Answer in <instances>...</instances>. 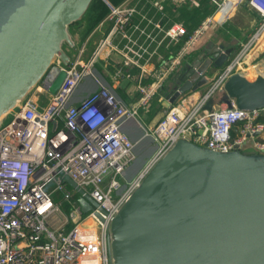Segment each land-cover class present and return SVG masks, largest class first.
<instances>
[{"label": "built area", "instance_id": "built-area-1", "mask_svg": "<svg viewBox=\"0 0 264 264\" xmlns=\"http://www.w3.org/2000/svg\"><path fill=\"white\" fill-rule=\"evenodd\" d=\"M174 1L199 5L197 0ZM211 1L217 13L226 0ZM246 1L261 20L255 33L239 50L232 51V56L236 53L232 63L199 99H191L193 94L182 96L146 128L142 111H149L151 101L163 88L164 76L178 69L179 59L193 49L196 35L213 16L188 35L181 23L165 27L155 20L140 1L110 7L105 18L110 29L89 58H78L68 68L58 65L67 73L60 88L50 93L39 85L0 129V264H112L108 224L180 139L217 152L253 150L264 155V108L244 110L234 103L231 108H204L264 37V0ZM146 2L159 7L152 0ZM180 41L181 52L163 59L158 80L142 83L151 58L163 57V50ZM112 55L121 58L122 67L141 70L136 103L126 104L96 74L97 64ZM89 78L98 89L74 103L77 91ZM52 79L49 75L46 84ZM128 121H137L143 136L154 143L151 159L133 178L129 171L138 154L136 143L123 129ZM66 177L98 206L84 213L81 196L66 183ZM56 194L70 204L69 213L61 202L54 201ZM91 227L96 230L95 237Z\"/></svg>", "mask_w": 264, "mask_h": 264}, {"label": "water", "instance_id": "water-1", "mask_svg": "<svg viewBox=\"0 0 264 264\" xmlns=\"http://www.w3.org/2000/svg\"><path fill=\"white\" fill-rule=\"evenodd\" d=\"M98 1L0 0V129L39 85L50 93L60 88L67 73L58 65L68 68L78 50L73 26L89 22ZM92 28L80 29V41ZM229 48L203 51L180 69L166 107L201 91L211 71L227 65ZM219 97L228 108H264V76L250 81L234 72L204 108L213 110ZM65 180L81 196L84 213L98 206L74 180ZM107 230L112 264H264V155L217 152L180 139Z\"/></svg>", "mask_w": 264, "mask_h": 264}, {"label": "crops", "instance_id": "crops-1", "mask_svg": "<svg viewBox=\"0 0 264 264\" xmlns=\"http://www.w3.org/2000/svg\"><path fill=\"white\" fill-rule=\"evenodd\" d=\"M109 1L114 5H121L124 3H132L133 4L135 2L139 3V1H140L141 4H146V11L149 13L150 16L154 17L155 20H159L162 22V20L166 16H168L162 10V4H164V2L166 0H152L153 2H157L159 4V7L156 5H153L152 2H151L152 4L149 2H146V0H109ZM172 1H174V0H172ZM232 1L233 0H230L229 2L233 3ZM174 3H175V1H174ZM212 5L214 6L213 3H212ZM228 7H229V4L225 8L227 9ZM209 8L211 9L210 4H209ZM169 10H171V8H169ZM250 10H251V13H250V15H248L247 12L239 9L235 15H233L234 13L232 14L233 15L232 19H231V17H228L230 14L224 16V15H220V14L216 15V13L214 12L211 15L213 17H215V15H216V17L214 18V22L212 24V27L207 31L206 35L202 38V40L198 44L193 46V49L188 54L184 55V57L179 59L180 65H179L178 69L173 74H171L169 76H164L163 88L158 94H156V96L154 97V100H153V109L156 113L154 114V117L152 118V120L149 123H147L148 121L146 122V120L148 119V116H146V117L144 116V118H143L144 123L147 124V125H145L146 127L153 126L157 122V120L163 115V113L166 110H168V108L166 107V105L164 103V99H166V97H167L166 92L169 93L174 88V80L176 79V77L178 75V71L180 69H183L186 64H189L191 60H193V61L198 60L199 55L203 51H211L215 47H217L218 45H224L226 43H229L230 48L228 49V52H230L231 56H230V59H229L227 65L224 67V69L228 66V64L232 63V61L235 57V54H236V53H234V55L232 56V51L236 50L238 43L239 44L243 43V41H245L246 37L248 38V35H250L251 32L253 33V31H255L256 27L260 23V20H261L260 17L251 8H250ZM94 12H96L97 14H93V16H91L89 18V22L92 24L93 28L82 41H80V38L78 35L80 33V29H83V28L88 29V26H90V23L88 21H84L83 23H79V24H76L73 26V28H74L73 35H74L76 41L78 42V50L76 52H74V51L72 52L73 61L77 60L78 58H81L84 60L88 59L89 56L94 51L97 42L110 29V26H111L110 22L105 21V18L107 17V15L110 12L109 6L104 1L100 0L96 3V7L94 9ZM172 14H174V13H172ZM253 15L255 16V18L253 17ZM205 20L206 19H204L203 22ZM226 20H227V22L224 23ZM179 21H180V19H179ZM174 23H180V22H176V21L173 22V20L172 21L170 20L168 23L165 22L164 26L168 27ZM97 29L99 32L97 31L96 34H98V35L94 41H92V40L90 41L91 48L87 51L85 49L86 44L89 41L90 37H92V35L96 32ZM242 34L244 35V37L240 41V37L242 36ZM238 36H239V38H238ZM178 43H175V45L172 44V46L175 47L176 45H178ZM174 47L171 50H168V49L163 50L162 51L163 57L155 56V57L151 58L148 65L146 66L148 73L145 74V77L141 81L142 83L150 84V83L158 80L157 77H159L160 73H162V70H163V63H162L163 59L164 58L177 57L178 53L181 52V50L183 48V43H182V46L180 48H178V50H176V51L173 50ZM256 48L259 50L264 48V37H262L259 40ZM252 57L250 59H248V57H246L245 60L242 63H240V66L238 67L239 71H241L243 73H250L251 74L250 69L253 68L256 72L255 75H263L264 76V72H263L264 69L261 71L259 70V72H258V68H260V64L259 65H257L258 63L255 64V62L252 61ZM251 61H252L251 66H248L249 62H251ZM245 65L248 66L247 69L244 68ZM224 69L212 70L211 73L208 75V78H207L209 81L208 84L199 92L197 91V92L189 93V94H193L191 99H193V98L199 99L203 93H206L207 91H209V89L214 85V82L223 73ZM261 69H262V66H261ZM96 74H98V76L102 79L103 84L106 85L107 87H109L126 104L129 105V104L136 103L138 101L139 92L137 90V85L139 84L141 77H142L141 76V70L139 68L122 67L121 66V58L117 55H112L109 59L102 60L97 64ZM97 89H98V85L96 84L94 79L93 78L87 79L86 82L77 91L75 99H74V103L79 102L82 98H84L85 96H87L90 93H93ZM219 96H221V95H219ZM42 98L44 100H46L45 96H42ZM220 101H221V98L219 97L217 100L218 104L216 105V107H225L224 105H221ZM156 117H157V120L156 121L153 120ZM152 121H154V122L151 123ZM131 124L135 125L136 127H138L141 130V128H140L141 126L137 121H128V122L123 124V129L129 135H131L130 134V130H131L130 125ZM141 132H142V130H141ZM152 146H153V144H152Z\"/></svg>", "mask_w": 264, "mask_h": 264}, {"label": "trees", "instance_id": "trees-1", "mask_svg": "<svg viewBox=\"0 0 264 264\" xmlns=\"http://www.w3.org/2000/svg\"><path fill=\"white\" fill-rule=\"evenodd\" d=\"M197 2L199 5L193 6L191 3H185L182 5H179V4H175L174 1H172V0H166L164 2V4H162V10L168 16H166L162 20L163 24L165 22L168 23L170 20L171 21L173 20V22H175V21L180 22L186 27V29L188 31V35L192 34L203 24V20L210 17L216 10V6L212 5L211 0H197ZM209 4L211 6V9L209 8ZM169 8H171V10H169ZM172 13H174V14H172ZM179 19H180V21H179ZM182 43L183 42L180 41L178 43V45H176L177 47L175 46L176 48L171 45L168 48V50H171L174 47L173 50L176 51V50H178V48H180L182 46ZM153 100L151 101L149 111L147 113L142 111L143 116H145V117L148 116V119L146 120V122L148 121L147 123H149L152 120V118L154 117V114L156 113L153 109ZM54 201L56 203L61 202L62 208L67 213H69L70 204L66 201H61L60 195L56 194L54 196Z\"/></svg>", "mask_w": 264, "mask_h": 264}, {"label": "rangeland", "instance_id": "rangeland-1", "mask_svg": "<svg viewBox=\"0 0 264 264\" xmlns=\"http://www.w3.org/2000/svg\"><path fill=\"white\" fill-rule=\"evenodd\" d=\"M239 9H241L242 11H245V12H247L248 13V15H250V13H251V10H250V7L247 5V1L246 0H241L238 4H237V6L235 7V9L230 13V15L228 16V17H231V19H232V17H233V15H235L237 12H238V10ZM246 9V10H245ZM234 13V14H233ZM233 14V15H232ZM232 15V16H231ZM253 17L255 18V16L253 15ZM227 22V20L224 22V23H226ZM223 23V24H224ZM222 24V25H223ZM97 31H98V29L96 30V32L92 35V37H90V39H89V41L87 42V44H86V47H85V49L88 51L90 48H91V44H90V41L92 40V41H94L95 39H96V37H97V35L98 34H96L97 33ZM99 32V31H98ZM255 33V31H253V33L251 32V34L250 35H248V38L246 37V39H245V41H243L244 43L249 39V37L250 36H252L253 34ZM243 37H244V35L242 34V36L240 37V41L243 39ZM238 38H239V36H238ZM90 44V45H89ZM243 44V43H242ZM240 45L241 44H239L238 43V46H237V50H239L240 49ZM86 51V52H87ZM253 56V57H252ZM246 57H248V59H250L251 57H252V61H254L255 62V64L256 63H258L257 65H259L260 64V68H258V72H259V70L261 71V70H263L264 69V48L263 49H261V50H259V49H257V48H254L253 50H250L248 53H247V56ZM252 61L251 62H249V65L248 66H251V64H252ZM261 66H262V69H261ZM250 71H251V76L253 77L254 75H255V70L253 69V68H251L250 69ZM264 72V71H263ZM256 76H258V75H256ZM37 96V95H36ZM153 120H157V117L155 118V119H153ZM154 121H152L151 123H153ZM145 125H147L146 123H145ZM130 128H131V130H130V134L131 135H129L131 138H132V140L136 143V152H137V154H138V157L140 156L141 157V159H140V161H139V163L136 165V167H135V171H134V173L131 175V177L133 178V177H136L138 174H139V172H141L145 167H146V165H147V163L149 162V160L151 159V157H152V155H153V151L151 150V149H149V147H153L152 146V144L154 145V143H153V141L150 139V138H147V139H143L144 138V136H143V132H144V130H143V128H141V130H142V132H141V130L138 128V127H136L135 125H130ZM144 128H146V126L144 127ZM142 162V163H141ZM130 177V178H131ZM91 223V222H90ZM89 231H91L92 233H94V237L96 236V230L94 229V228H92L91 227V229L89 230ZM93 237V238H94Z\"/></svg>", "mask_w": 264, "mask_h": 264}, {"label": "bare ground", "instance_id": "bare-ground-1", "mask_svg": "<svg viewBox=\"0 0 264 264\" xmlns=\"http://www.w3.org/2000/svg\"><path fill=\"white\" fill-rule=\"evenodd\" d=\"M230 0H226L225 1V3H224V5L220 8V10L216 13V15L217 14H220V15H229L234 9H235V7L237 6V4H238V1H240V0H233L232 2L233 3H231V2H229ZM229 4V7L226 9L225 7L227 6ZM216 15H215V17H216ZM215 17H212L210 20H208L207 21V23H206V25H205V27L203 28V31H201L200 33H198L197 35H196V37H195V42H194V44H193V46H195L196 44H198L201 40H202V38L206 35V33H207V31L212 27V24H213V22H214V18ZM235 73H240V74H242V75H244L246 78H248L250 81H254L256 78H257V76L256 75H254L253 77L251 76L252 74H250V73H243V72H241V71H239V68L235 71ZM144 140L145 139H147V138H143ZM149 149H151L153 152H154V148H151V147H149ZM140 159H141V157L139 156V157H137V159H136V161H135V164L132 166V168L130 169V171H129V175H132L133 173H134V171H135V167H136V165L139 163V161H140ZM142 163V162H141ZM132 171V172H131Z\"/></svg>", "mask_w": 264, "mask_h": 264}]
</instances>
